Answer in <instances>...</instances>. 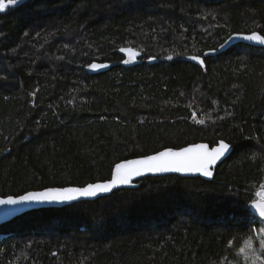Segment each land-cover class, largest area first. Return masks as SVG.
<instances>
[{
	"label": "trees",
	"instance_id": "1",
	"mask_svg": "<svg viewBox=\"0 0 264 264\" xmlns=\"http://www.w3.org/2000/svg\"><path fill=\"white\" fill-rule=\"evenodd\" d=\"M252 31L264 34V0L0 11V197L104 181L167 147L232 146L211 180L146 176L0 224V264H264V221L250 210L264 185V47L203 55ZM93 61L110 66L92 73Z\"/></svg>",
	"mask_w": 264,
	"mask_h": 264
},
{
	"label": "snow or ice",
	"instance_id": "2",
	"mask_svg": "<svg viewBox=\"0 0 264 264\" xmlns=\"http://www.w3.org/2000/svg\"><path fill=\"white\" fill-rule=\"evenodd\" d=\"M19 0H0V11H4L10 5H16ZM243 39L256 41L264 44V34L252 31L250 34H237ZM232 37H229L231 40ZM227 43V41H225ZM223 47V45H221ZM124 51V49H122ZM127 51L132 54L131 49ZM193 59H196L194 57ZM127 62V61H126ZM90 67H102V65H90ZM201 124L204 121H199ZM230 145L224 140H220L216 147L209 149L206 144H193L178 151L166 149L155 155L144 157L140 160L125 161L117 164L115 174L112 180L103 184L88 185L86 188H46L43 191L27 192L24 195L8 196L0 198V205H17L24 202H44V201H68L76 198V194L80 196H95L97 192H108L117 184H128L132 176L140 175L142 171L147 172H202L205 176H211L210 168L216 163L227 151ZM264 189V185L261 186ZM259 200H253L252 204L258 210L259 216L264 218V190L257 193ZM15 211L14 209L9 210ZM264 232V229H260ZM264 246V240L261 241ZM251 247V243L248 244ZM244 252L242 248L240 250Z\"/></svg>",
	"mask_w": 264,
	"mask_h": 264
},
{
	"label": "water",
	"instance_id": "3",
	"mask_svg": "<svg viewBox=\"0 0 264 264\" xmlns=\"http://www.w3.org/2000/svg\"><path fill=\"white\" fill-rule=\"evenodd\" d=\"M250 33H243V34L248 35ZM237 34H239V33L231 34L230 35L232 37L231 40H229V37H230L229 36L225 40V41H227V43H225V41H224L223 43L218 45V47L216 49L206 50L203 55L204 56H212V55H216L218 53H222L225 50H227L229 47H231L232 45H235L237 43H245V44H249V45H253V46L264 47V44H261V43L256 42V41H249V40L243 39L241 36H239ZM221 45H223V47H221ZM140 54L141 53L139 51L133 50L132 54H131L132 59L133 60H137L138 57L140 56ZM93 64L102 65V67H95V68L90 67V65H93ZM90 65H89L90 72H92V73H100V72H104V71L108 70V68L110 66V63L109 62L93 61V62H91ZM219 141L216 144H214L213 146H210L207 142L200 141V142L190 143V144H187L185 146L177 147V148H175V147L174 148L173 147H167V148H163V149H161V150H159L157 152H153V153H150V154H147V155L137 156V157H132V158L121 160V161H119L118 163H116L113 166L110 178L107 179V180H104V181L92 182V183H89V184H87L85 186H64V187H46V188H69V187H71V188H86L88 185H94V184H98V183H100V184L107 183L108 181L112 180V178H113V176L115 174V170H116V165L117 164L124 163L125 161L140 160V159H143L144 157L155 155L156 153L164 151L166 149H172L173 151H178L181 148H185V147H188V146L193 145V144H206V145L209 146V149H211L212 147H216L218 145ZM226 143H228V142H226ZM231 151H232V146L230 145V150L227 151L219 160L216 161V163L214 165L211 166V168H210V171L212 173L211 176H205V175H203L202 172H176V171L147 172V171H142L140 175L132 176L131 179H130V182L128 184H117L115 187L111 188L110 191H108V192H97V194L95 196H80V195L76 194V198L75 199L68 200V201L24 202V203L17 204V205H0V224L5 223L7 221H10L14 217H17L20 214H22L24 212H27V211H30V210L39 209V208H43V207H62L64 205H68V204H71V203H74V202H77V201L93 200V199H96V198L101 197V196L109 195L113 191H115L116 189L135 187V186H137L136 181L138 179L146 177V176H153L154 177V176H164V175H169V174H176V175H179V176H182V177H201V178L206 179V180H211L214 177L215 169H216L217 165L219 163H221L227 156H229ZM46 188L37 189V190H30V191H27V192L43 191ZM262 190H264V189L260 188L256 192V198L254 200H259V197H258L257 193L261 192ZM27 192H25V193H27ZM25 193L20 194V195H24ZM9 196H12V195H9ZM7 197L8 196L0 197V198H7ZM13 197H15V196H13ZM12 209H14L15 211H11L10 212L9 210H12ZM250 210L252 211V213L256 217H258L259 219L264 221V218H261L259 216L258 210L253 207L252 202L250 203Z\"/></svg>",
	"mask_w": 264,
	"mask_h": 264
}]
</instances>
